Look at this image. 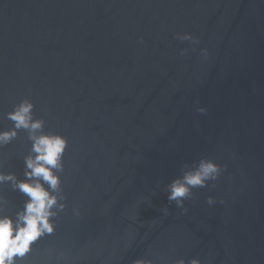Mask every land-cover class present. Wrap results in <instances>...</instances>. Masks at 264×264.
I'll use <instances>...</instances> for the list:
<instances>
[{
	"label": "water",
	"instance_id": "1",
	"mask_svg": "<svg viewBox=\"0 0 264 264\" xmlns=\"http://www.w3.org/2000/svg\"><path fill=\"white\" fill-rule=\"evenodd\" d=\"M25 97L69 140L68 207L22 264H264V0H0V130ZM29 147L0 167L23 178ZM201 156L227 170L183 213L165 188Z\"/></svg>",
	"mask_w": 264,
	"mask_h": 264
},
{
	"label": "clouds",
	"instance_id": "2",
	"mask_svg": "<svg viewBox=\"0 0 264 264\" xmlns=\"http://www.w3.org/2000/svg\"><path fill=\"white\" fill-rule=\"evenodd\" d=\"M175 35L176 39L189 42L192 52L199 51L201 60L209 59V49L197 47L200 44L198 36L190 32H178ZM140 43H143V37H140ZM188 53V48L181 50L182 55ZM35 107L33 100L23 98L5 116L12 122V127L0 130V148L10 145L21 131L27 133L30 145L23 156V178L0 167V186L7 185L25 197L22 207L10 214L6 211L8 198L0 187V264H22L37 242L55 233L57 218L68 207L63 174L69 140L62 133L45 131L47 121L36 116ZM197 110L201 114L208 111L206 107ZM226 170V165L208 156L184 163L179 174L165 188L169 204L175 202L183 213H187L185 201L193 196L194 190L218 181ZM216 203L215 197L207 198L209 206ZM219 203L223 204L224 201L221 199ZM162 212L167 216L169 208L165 206ZM73 214L79 217L80 209L74 208ZM47 254L51 256L53 250H47ZM135 264H154V261L140 259ZM173 264H203V261L199 257L190 260L178 258Z\"/></svg>",
	"mask_w": 264,
	"mask_h": 264
}]
</instances>
